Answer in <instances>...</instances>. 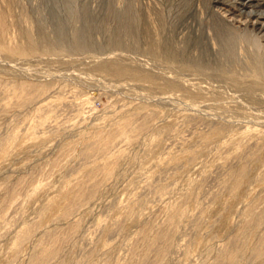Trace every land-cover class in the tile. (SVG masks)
<instances>
[{"label": "rangeland", "instance_id": "rangeland-1", "mask_svg": "<svg viewBox=\"0 0 264 264\" xmlns=\"http://www.w3.org/2000/svg\"><path fill=\"white\" fill-rule=\"evenodd\" d=\"M222 1L0 0L9 22L0 38V264H29L54 234L66 239L45 264H135L145 245L137 233L149 226L151 240L171 207L182 215L156 264H215L248 205L264 196V80L255 84L253 74L255 58L264 66V32L223 18ZM125 15L135 17L134 38L118 47L108 41ZM25 30L56 45L27 51ZM76 37L88 45H69ZM112 63L156 79L111 74ZM21 82L44 91L19 105L12 88ZM129 121L145 127L130 141L116 140L106 157H84L96 136ZM238 138L244 153L234 159ZM240 161L251 179L233 191L226 180ZM105 164V176L85 177ZM80 182L92 196L65 214ZM261 229L248 233L237 264H264V255H251Z\"/></svg>", "mask_w": 264, "mask_h": 264}, {"label": "bare ground", "instance_id": "bare-ground-1", "mask_svg": "<svg viewBox=\"0 0 264 264\" xmlns=\"http://www.w3.org/2000/svg\"><path fill=\"white\" fill-rule=\"evenodd\" d=\"M225 2L229 3V4H225ZM221 5L222 6L219 7L220 14L226 20H230V21H235L236 20V22L240 21L243 24L247 23V25L251 26L252 30L258 31L259 33L260 32H264V0H257V1H255V0H247V2L241 1V0H232V1L231 0H223L221 2ZM127 15L131 16V14H128V13H127ZM127 15H125V21L128 20L127 17H126ZM237 17H238V20H237ZM7 18H8V11L7 10H3L0 7V38L3 37L5 35V33H6V31L8 30V23L9 22H8ZM128 18L130 19V17H128ZM134 19H135V17H134ZM134 19H133V22L135 24ZM241 19H244V20L242 21ZM126 22H124V25L122 26V28L117 30V32H115L114 35L111 37V39L108 41L110 44L116 45L118 47H120L121 45H124V47H125V45H127V42H128V41H126V39L128 37H130V38L133 37L134 38V33H135L134 29L136 27L134 26L132 20L131 21L129 20L127 23ZM23 34H24V36L26 38V41H27V46H28L27 51L33 50L34 48L37 47L38 49H42L44 52H46V51L50 50L51 48H53L56 45L55 42H52V43L51 42L50 43L47 42L46 40H44L45 38L43 40L39 39L40 41L37 42V41H35V39H33V37L30 36L29 32L26 31V30L23 31ZM41 35H43V34L41 33ZM229 35L230 34L227 35L229 38L227 39L226 44L224 43L225 46L224 45L223 46L227 47L226 51H228L230 53L231 52V47H232L235 39H234V37L232 35H230V36ZM222 36H224V35H222ZM44 37H45V34H44ZM224 41H225V39H224ZM134 43H130V44L134 45ZM1 44H2V41H0V45ZM70 44L76 49L77 48H81V47H83L85 45H88L86 42L83 43L82 41L77 39V37H76L75 40L70 42L69 45ZM128 45H129V43H128ZM150 45H151V47H150L151 50L150 51L155 50V49L152 48L154 46V42L151 41ZM254 46H256V47L258 46L259 47V44L257 43V41L254 42ZM168 48L166 46H163L161 48L162 49V53H164L167 56L173 54V51L170 48H169L170 49V51H169ZM157 51L158 50L156 49L155 51H153V53H158ZM171 51H172V53H171ZM159 53H160V51H159ZM162 53L160 55H162ZM223 53L225 54V49H224ZM254 61H255V63H253L254 64V68H255V70H254L255 73H253L254 74V78H255L254 82H255V84H260L264 80V66L262 65L261 59L258 58V57L255 58ZM106 67L108 68V71L111 74H115V75H122L123 74V75H126V76L128 75V77L130 76V78L132 77L135 80L137 79L136 81H138V82L139 81L143 82V83L144 82L145 83L148 82V84L149 83L153 84L152 83L153 80L156 79L155 78L156 76H154V75H152L150 73H146V72L145 73H140L139 71H136L135 69L129 67V65L128 66H124V67H118L117 64L112 63V64H109V66H106ZM252 79H253V77H252ZM169 85L171 87H173V88L178 87V86H176V84H173L172 82L169 83ZM179 90H180V88H179ZM12 91H13L12 94L14 95V93H16L15 95L17 96V100H15V101H17V103L19 105H23V104L29 103L36 96L42 94L43 91H44V88L42 86L38 85V84H33L32 82H30V83L21 82V83H18L16 86H14L12 88ZM12 94H11V96H12ZM188 95H190V94L188 93ZM7 97L8 96H6V98ZM14 104H15V102H14ZM8 107L9 106H7V109H8ZM143 121H145V120H143ZM146 121H148V120L146 119ZM129 122H130V124L128 122H123V123L114 125V127L112 129H110V130L108 129L109 131H107L105 134L101 133L98 136H96L93 141H91V142H89L87 144L86 150L84 152V157H89V156L93 155L97 151L105 152V157H106L108 155L109 147L116 140L121 138V140H123V141H125V140L126 141H130L134 136H136V134L138 135V132L143 128V126L145 127L144 124L143 125L139 124L140 126L137 125V127H135V126L131 127L130 125H131L132 121H129ZM146 123L147 122H145V124ZM243 138L244 139L246 138V140H248V137H243ZM257 138H258V136H257ZM233 139H236V138H233ZM238 140H239V138H238ZM230 141H231V139H230ZM242 145H243V139H242V141L241 140L233 141L231 143V151L228 150L230 152L233 151L232 152L233 156H232V154L230 152L227 151V153L231 154V156L234 157V159L237 158L240 155V153L243 152L242 149H241ZM69 149L71 151V147ZM224 149H226V148H224ZM250 150H253V149H250ZM70 151H66L65 150V151L62 152V154H65L66 156H69V155L72 154ZM224 152L226 153L225 150H224ZM256 153H258V152H256ZM249 154H250V159L251 160H255L254 159L255 157L252 156L254 154V151H253V153H249ZM191 157H189V158H191ZM228 159H230V158H228ZM234 159L232 158L231 160H234ZM55 161H56V159H55ZM107 164L110 165L111 163H107ZM53 165L58 167L56 165V163H53ZM51 166H52V163H51ZM108 167H107L106 164H105V167L104 166L101 167L100 165H94V166L90 167L89 170H87V176H85V177H90L91 178V176H93L96 172H99V171L100 172L102 171L103 172V176H105L106 174H108L107 173V168ZM235 168L236 169H234L232 171L230 170L231 172L229 174V178H228V180H226L229 183L228 185L230 186V189L233 190V191L237 190L240 186H242L245 182H247L248 179H251V178H249V172H248V168H247L245 162H241L240 161ZM104 169H105V172L103 171ZM259 176H261V175H259ZM255 177H257V175ZM255 177H252L253 180H254ZM257 179L258 178H256L255 180H257ZM34 182H36V181H34ZM248 182H250V180ZM22 183L23 182H21L20 184H22ZM224 183L226 184V182H224ZM75 187L77 189H76L75 192L73 191L74 193L71 195L72 199H71L70 205L67 207V209L65 211V214H69L71 212L73 206L75 207L77 204L81 203L85 198H89L90 196H92L93 192H91L90 189L89 190H85V188H84L85 186L83 185V182L77 183V185H75ZM14 190L16 191L18 189H16V187H15ZM15 191H13V189L11 190L10 198L14 197L16 195L17 191L16 192ZM258 200H256L252 204H249L250 206L248 205L247 209L245 210V212L243 214V221H242V224L240 225V227L238 228L239 230H238L237 235L234 238H232L231 241L227 245L221 246V248H219L220 249V252H219L220 255H219V258L216 259L215 264H237L240 261V259H241V255H242V254H240L241 250H242V248H244V246L246 244L245 243L246 236L248 235V233H250V231L252 229H256V230L258 229L259 230L260 226H262V229H261L260 233L257 236V238H258L257 242H256L257 244L251 249V255H252L253 259H259L261 256L264 255V216L262 214V211L264 210V208L261 207V206L264 205V196L259 201ZM171 209H173V210L170 212V214H168L169 215L168 218L166 217L167 218V222L164 225L165 227L160 232H158L151 240H148L149 239L148 231H149V228H150L149 226L141 228L139 230V233H137L138 236H137V238H135V240H137V239L143 240L145 245H144V248L141 251L139 257L137 258L138 260H136L135 264H156L158 261L160 262V260H162L164 258V255H165L166 251L169 249V247L171 245V241H172L171 239L173 237L172 235H173V231L174 230L172 229V231H171V228H173V226L177 223L176 221H177L178 217L182 215V209L176 208V207L175 208L171 207ZM2 214H3V211L1 210L0 211V217L2 216ZM74 228H75V226H71L70 230L72 231ZM30 233H31V229H29V228L23 230L18 235V237L16 239L17 244L20 243V241L24 240L25 238L29 237ZM174 233H175V231H174ZM64 238H65V236H63V234L62 235H55L54 234V235H52L50 237L48 242L42 243L41 245L37 246L38 250L36 249L37 252L35 253L34 256H32L29 264H45L50 259H52V258L54 259V257L56 256V254L58 252L59 245H60L61 242L64 241Z\"/></svg>", "mask_w": 264, "mask_h": 264}]
</instances>
